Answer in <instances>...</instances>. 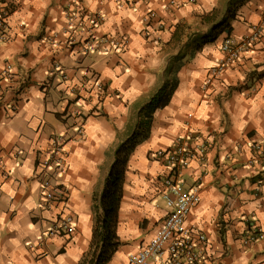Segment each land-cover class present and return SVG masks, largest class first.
<instances>
[{
  "label": "crops",
  "instance_id": "obj_1",
  "mask_svg": "<svg viewBox=\"0 0 264 264\" xmlns=\"http://www.w3.org/2000/svg\"><path fill=\"white\" fill-rule=\"evenodd\" d=\"M5 1L0 76L9 64L14 77H0V264H79L91 247L94 196L103 191L116 147L135 129L139 109L174 80L169 104L154 112L149 137L129 157L120 246L108 264L139 250L167 213L158 179L171 167L156 154L185 135L206 152L180 178L199 190L198 219L226 250L224 264H264V241L240 242L251 225L264 231V195L255 194L256 177L245 164L252 145L264 143V37L242 53L239 67L202 89L225 56L223 40L264 22V0H244L216 34L207 14L231 0H177L183 5L173 11L165 9L170 0ZM75 4L100 12L102 23L92 28L84 18L78 25L81 17L71 20ZM149 10L156 17L145 23ZM92 75L108 84L101 101L86 91ZM57 136L67 151L57 181L68 188L75 229L49 235L62 208H45L38 162Z\"/></svg>",
  "mask_w": 264,
  "mask_h": 264
},
{
  "label": "built area",
  "instance_id": "obj_2",
  "mask_svg": "<svg viewBox=\"0 0 264 264\" xmlns=\"http://www.w3.org/2000/svg\"><path fill=\"white\" fill-rule=\"evenodd\" d=\"M182 5L177 0H170L165 9L173 11ZM0 6V39L2 40L9 30L7 22L9 4L5 0H0ZM70 12L71 20L76 15L78 18L81 17L78 21L79 25L83 23L84 18H87L92 28L100 25L104 19L100 12H87L80 4H75ZM155 17L156 13L149 10L142 20L148 23ZM157 25L158 30L164 29L163 22L160 21ZM263 37L264 22L250 25L246 34L239 39L232 36L226 37L221 44V50L225 56L207 75L202 89H207L215 79H220L228 70L239 67L243 59L242 53L254 50L262 42ZM0 77L1 80L11 81L14 77L13 67L6 65ZM67 77V74L63 72L62 78ZM90 79L92 83L86 91L89 93L97 91L98 101H101L102 97L108 95V84L97 75H92ZM192 140V135H185L183 138L180 137L172 147L157 152L156 157L163 158L171 167L167 175L158 179V189L165 200L167 213L158 223L151 239L139 250L130 253L122 264H224L226 250L217 243V239L212 236L205 223L198 219V208L202 201L199 190L187 188L180 178L190 160L194 158L202 160L205 156L206 147H192L188 143ZM65 145L64 136L55 137L51 140L44 158L38 162L40 172L37 176L43 191L45 208L53 209L59 205L62 208L49 235L71 234L75 229L74 216L68 209V188L57 181V173L63 171L66 166ZM245 164L253 170L256 177L255 194L264 195V143L252 145ZM258 241H264V231L255 225L248 227L240 236V242L244 247Z\"/></svg>",
  "mask_w": 264,
  "mask_h": 264
},
{
  "label": "trees",
  "instance_id": "obj_3",
  "mask_svg": "<svg viewBox=\"0 0 264 264\" xmlns=\"http://www.w3.org/2000/svg\"><path fill=\"white\" fill-rule=\"evenodd\" d=\"M216 11L214 9L207 14L210 24H213ZM215 26L213 25L211 32L216 30ZM176 87L177 82L174 80L169 84L164 83L157 89L149 101L139 109V120L133 132L116 147L114 161L103 191L94 196V226L91 247L79 264H108L119 248L120 242L116 235V228L129 157L136 146L149 137L154 112L169 104Z\"/></svg>",
  "mask_w": 264,
  "mask_h": 264
},
{
  "label": "rangeland",
  "instance_id": "obj_4",
  "mask_svg": "<svg viewBox=\"0 0 264 264\" xmlns=\"http://www.w3.org/2000/svg\"><path fill=\"white\" fill-rule=\"evenodd\" d=\"M243 1L244 0H231L229 2V4H227V6L225 8L217 9L216 14L214 15V17L212 16L214 18V20L212 21L213 24H210L211 28H213V25L214 26L217 25V26H215L216 30L212 31V33L216 34L219 31V29H221V26L224 25V23H221V21H223L222 20L223 17L226 16V15H229V13L234 14L235 11H237V8L241 5V3Z\"/></svg>",
  "mask_w": 264,
  "mask_h": 264
}]
</instances>
